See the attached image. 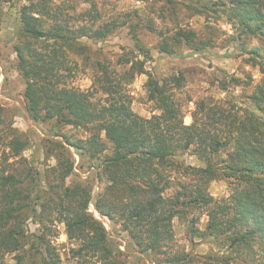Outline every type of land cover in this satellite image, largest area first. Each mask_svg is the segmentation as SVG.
<instances>
[{"label": "trees", "instance_id": "16d2710c", "mask_svg": "<svg viewBox=\"0 0 264 264\" xmlns=\"http://www.w3.org/2000/svg\"><path fill=\"white\" fill-rule=\"evenodd\" d=\"M55 1L27 0L19 10L15 53L17 70L26 84V112L34 122L53 124L54 130L72 126L91 129L92 134L86 140H71L66 134L54 136L63 141L44 140L45 154L55 165L42 175L23 158L26 143L10 129L9 156L0 164V264H6L9 255H15L16 264H62L49 239L55 222L63 224L67 238L78 245L77 257H90L92 264H124L103 224L89 212L91 203L100 217L120 225L152 264H194V257L172 249L174 221L184 225L191 242L208 239L225 248L222 256L205 258L212 263L264 264V81L249 97L253 109L201 101L191 115V125H185L184 108L174 92L185 82L183 73L164 82L150 77L148 99L155 113L140 117L107 64H96L100 77L94 93L69 86L67 79L79 70L70 56L86 54L81 40H104L120 24L113 21L95 30L72 26L78 18L56 9ZM158 1L183 3L194 13L238 21L242 35L264 37V0ZM9 3L0 0V21ZM92 8L97 12L95 4ZM84 15L78 14L80 23L87 21ZM133 39L144 60L132 64L130 79L145 73V61L150 58V50L137 34ZM161 39L159 51L170 56L178 55L182 46L199 54L213 45L182 26ZM242 53L264 69L261 49L242 48ZM2 113L0 106V127ZM3 133L0 129V145ZM67 146L85 156L92 167L97 165L95 174L104 187L94 198L88 184H66L74 170ZM185 154L194 156L200 166L180 163L178 158ZM172 173L189 177L191 184L178 182V188L168 194ZM218 180L229 181L230 192L214 199L208 186ZM196 211L206 214L204 230L198 227ZM29 222L42 232L34 235Z\"/></svg>", "mask_w": 264, "mask_h": 264}, {"label": "rangeland", "instance_id": "374dc122", "mask_svg": "<svg viewBox=\"0 0 264 264\" xmlns=\"http://www.w3.org/2000/svg\"><path fill=\"white\" fill-rule=\"evenodd\" d=\"M26 4L27 0H11V3L4 6L0 21V106L3 108L0 129L4 130V139L0 145V164L4 156H9L10 151L6 144L10 140V129H12L26 143L22 153L23 158L43 175L55 165L54 159L45 154L44 140L63 141L60 137L63 134L71 140H86L91 136L92 130L77 129L72 126L54 130L53 124L37 123L28 117L23 96L26 84L17 70L18 58L15 53L20 27L19 10ZM92 4H95L97 12L93 11ZM54 5L56 9L64 10L65 14L72 18H78L71 22L72 26L73 24L90 26L95 30L113 21L120 24L118 29L104 40L87 38L81 40L87 50L85 56H70V59L79 67L74 77L67 79L70 87L82 92L94 93L99 86L96 84L100 77L96 64L100 62L107 64L115 72L131 100L132 111L143 118H150L155 113H153L155 106L148 99L149 78L153 77L164 82L180 73L185 76V82L180 89H174V92L176 99L184 108L185 125H191V115L201 101L217 103L224 107L231 103L230 105L253 109L249 97L264 81V69L248 61L250 57L242 53V48L249 51L259 48L264 52V37L242 35L238 21L230 22L223 16L220 18L194 13L189 11L183 3L170 5L158 0H93L91 4L79 0H56ZM80 13L85 14L87 21L83 23L78 21ZM95 15L99 19L93 22ZM178 26L194 30L200 39H209L213 45L199 54L191 52L185 46L178 50V55L170 56L161 53L158 46L162 36H172ZM134 34H137L141 44L150 50V58L145 61V73L130 79L131 74L134 73L132 64L144 60L135 47ZM95 96L97 100H102L101 95ZM55 134L60 136L54 137L57 136ZM102 138L105 141L103 135ZM67 148L74 161V170L66 184L72 182L88 184L91 189L93 188L94 198L104 187L95 174L97 165L92 167V162L85 156L69 146ZM107 149L109 153L110 144H107ZM178 160L184 166H200L191 154H185ZM172 174L173 187L168 194L178 188V182L191 184V179L182 173ZM208 192L214 199L227 197L230 192L229 181L218 180L210 183ZM89 212L103 224L116 253L120 254L124 264H152L150 257L138 252L120 225L100 217L92 203L89 206ZM194 215L200 220L198 227L204 230L207 222L205 212L196 211ZM54 225L49 239L60 255L62 264H92L90 257L76 256L78 245L67 238L64 225L59 222H55ZM28 227L34 235L42 232L36 223L29 222ZM173 232V251L191 255L195 258L194 264H215L205 258L220 257L225 251V248L220 249L208 239H195L191 242L181 222H173ZM6 264H16L15 255L7 256ZM230 264L239 263L232 260Z\"/></svg>", "mask_w": 264, "mask_h": 264}]
</instances>
